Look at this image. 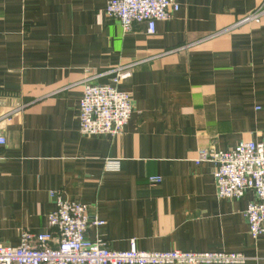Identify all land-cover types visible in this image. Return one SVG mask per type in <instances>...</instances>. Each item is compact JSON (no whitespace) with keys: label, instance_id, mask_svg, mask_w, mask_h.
<instances>
[{"label":"crops","instance_id":"1","mask_svg":"<svg viewBox=\"0 0 264 264\" xmlns=\"http://www.w3.org/2000/svg\"><path fill=\"white\" fill-rule=\"evenodd\" d=\"M108 1L0 0V243L46 231L56 194L104 221L86 234L110 250L134 240L264 264V236L244 215L255 196L219 199L213 165L194 162L201 148L264 139V15L232 27L264 0H177L154 34L145 23L124 32ZM119 68L132 97L123 132L82 134L85 79Z\"/></svg>","mask_w":264,"mask_h":264},{"label":"built area","instance_id":"2","mask_svg":"<svg viewBox=\"0 0 264 264\" xmlns=\"http://www.w3.org/2000/svg\"><path fill=\"white\" fill-rule=\"evenodd\" d=\"M263 5L264 2L232 27L258 21L264 15ZM104 11L126 33L135 24L145 23L148 34H154L156 22L171 19L179 11V3L177 0H109ZM129 76L119 68L109 82L94 83L91 78L85 79L79 102V132L86 136L112 137L123 132L132 115V97L119 90L118 84ZM5 143V136L0 133V145ZM203 161L213 165L219 199L237 200L246 192L255 196L247 204L244 215L252 238L264 236V139L240 141L227 150L201 148L194 162ZM159 180V177L149 178L150 182ZM51 196L55 208L46 216L48 229L39 233L22 230L16 246L0 243V264H239L246 260L242 253L175 249L152 253L138 249L134 240H130L126 250H110L102 238L87 237L89 227L104 223L96 216H89L87 204L64 200L56 194Z\"/></svg>","mask_w":264,"mask_h":264},{"label":"rangeland","instance_id":"3","mask_svg":"<svg viewBox=\"0 0 264 264\" xmlns=\"http://www.w3.org/2000/svg\"><path fill=\"white\" fill-rule=\"evenodd\" d=\"M245 17H247V15ZM245 17H243L242 19H244Z\"/></svg>","mask_w":264,"mask_h":264}]
</instances>
